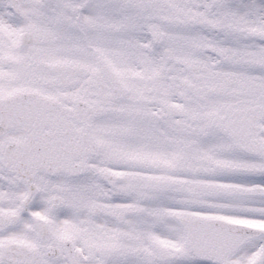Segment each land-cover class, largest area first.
<instances>
[{"label": "snow or ice", "instance_id": "snow-or-ice-1", "mask_svg": "<svg viewBox=\"0 0 264 264\" xmlns=\"http://www.w3.org/2000/svg\"><path fill=\"white\" fill-rule=\"evenodd\" d=\"M0 264H264V0H0Z\"/></svg>", "mask_w": 264, "mask_h": 264}]
</instances>
